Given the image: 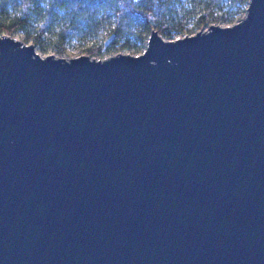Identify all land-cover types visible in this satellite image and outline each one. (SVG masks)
I'll use <instances>...</instances> for the list:
<instances>
[{"label":"water","instance_id":"95a60500","mask_svg":"<svg viewBox=\"0 0 264 264\" xmlns=\"http://www.w3.org/2000/svg\"><path fill=\"white\" fill-rule=\"evenodd\" d=\"M0 264H264V0L105 58L0 32Z\"/></svg>","mask_w":264,"mask_h":264},{"label":"trees","instance_id":"16d2710c","mask_svg":"<svg viewBox=\"0 0 264 264\" xmlns=\"http://www.w3.org/2000/svg\"><path fill=\"white\" fill-rule=\"evenodd\" d=\"M247 0H0V32L20 31L25 40L45 49H102L108 45L142 50L150 29L172 37L188 24L197 27L214 19L230 21ZM92 44L93 47H88Z\"/></svg>","mask_w":264,"mask_h":264},{"label":"rangeland","instance_id":"374dc122","mask_svg":"<svg viewBox=\"0 0 264 264\" xmlns=\"http://www.w3.org/2000/svg\"><path fill=\"white\" fill-rule=\"evenodd\" d=\"M248 1V0H247ZM247 3V2H246ZM245 7L246 5L243 7L244 10L240 13H238L232 20L230 21H219V19H214V17L216 16V14H214L211 18L210 21H208L207 24L205 25H202V26H199L197 27L194 23H190L188 24L183 30L179 31V32H175L173 33L171 36L172 37H166L162 34H160L163 38L165 39H168V38H176V37H179V36H183V35H186V34H190V33H193L199 29H206L208 27V25L210 23H217V24H220V25H228V24H231L237 20H239L241 17L244 16L245 14ZM12 36H14L15 38H18L20 40H22L23 42L25 43H33L34 44V49L36 52H38L40 55H45L47 53H52L56 56H62V57H65V58H69V57H72V56H76L80 53H85V54H88L90 57H93V58H105V57H108L109 55H113L117 52H127V53H131V54H137V53H140L142 52V50H139V51H134L130 48H126V47H123L121 44V42L111 46V45H107L105 46L104 48H102L99 52H95L94 54H90L89 52H87L86 49H72V48H68V47H65V48H58L56 46H47L45 49H42L40 45L34 43L32 40H25V36L22 32L20 31H16L14 32L13 34H11ZM146 43V42H145ZM88 47H93L92 44H89Z\"/></svg>","mask_w":264,"mask_h":264}]
</instances>
